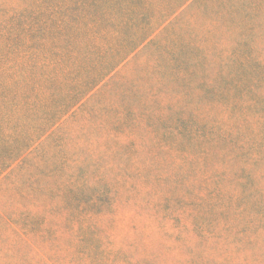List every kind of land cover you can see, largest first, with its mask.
<instances>
[{"label": "trees", "instance_id": "1", "mask_svg": "<svg viewBox=\"0 0 264 264\" xmlns=\"http://www.w3.org/2000/svg\"><path fill=\"white\" fill-rule=\"evenodd\" d=\"M134 3L46 2L2 44L0 241L16 234L18 264H263L264 101L219 102L208 72L233 11L175 48L157 37L181 12L113 51Z\"/></svg>", "mask_w": 264, "mask_h": 264}, {"label": "rangeland", "instance_id": "2", "mask_svg": "<svg viewBox=\"0 0 264 264\" xmlns=\"http://www.w3.org/2000/svg\"><path fill=\"white\" fill-rule=\"evenodd\" d=\"M56 1L65 4L82 1L84 4L81 6H89L85 4L93 2V5L102 6L107 2V0H0V49L2 50L3 43L18 41L19 38L17 40V37L30 28V24H26L27 17L35 13L40 20L49 16L48 10H42L41 6L45 5L46 2ZM134 4L136 11L127 16L129 22L123 35L124 38L118 39L115 35H108L107 43L113 51L122 52L123 40H127L129 37L138 38L142 34L151 36L157 33L153 26L160 19L164 20L181 12L180 17L174 19L172 25H169L157 37L158 42L165 43L162 46L165 47V50L175 48L181 43L190 41L192 33L199 30L202 13L214 20L221 10H232V21L230 22H232L233 28L223 29L219 37H214L216 44L211 55L215 58L213 63L220 62L221 66L211 65L208 69V72L211 73L219 71L220 74H225L218 77L217 83L214 85L215 89H220L219 92H224L217 97V100L223 104L230 102L241 104L243 103L241 101L242 95L238 91L242 90L249 91V97L252 100L263 103L264 86L259 84V79L264 82V0H135ZM102 7L107 8V6ZM229 20L230 18H228ZM49 24L52 29L56 23L52 21ZM34 26H39V24L34 23ZM44 38L48 42L52 40L51 35L45 34ZM157 46L161 45L155 47L158 48ZM18 57L17 52L13 50L8 60L14 62ZM142 57L143 55L140 56V59ZM4 60L3 63L6 62V59ZM203 78L210 80L209 76ZM230 91L236 93L226 95V92ZM228 112L227 107L223 114L226 115ZM2 206L3 203L0 204V207ZM0 210L2 209L0 208ZM11 211L10 209L8 213ZM16 237V234L11 231L8 233L6 241H0L1 264L22 262ZM148 240L154 246L158 243L155 233H151ZM229 253L232 257L235 255L236 258L238 257L237 251L234 249H231ZM245 253L248 257L250 256L248 250ZM26 262L30 263L33 260L26 259Z\"/></svg>", "mask_w": 264, "mask_h": 264}]
</instances>
